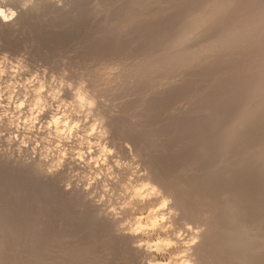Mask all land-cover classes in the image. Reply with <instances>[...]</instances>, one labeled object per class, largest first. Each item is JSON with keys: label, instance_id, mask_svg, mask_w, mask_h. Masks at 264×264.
Listing matches in <instances>:
<instances>
[{"label": "bare ground", "instance_id": "6f19581e", "mask_svg": "<svg viewBox=\"0 0 264 264\" xmlns=\"http://www.w3.org/2000/svg\"><path fill=\"white\" fill-rule=\"evenodd\" d=\"M10 1L11 0H7V3L0 5V7H9V6L13 7L12 5H10L13 2L10 3ZM38 1H41L43 3V6L47 7L46 9H48L49 11H52V13L54 14L62 10L60 6L62 4L60 3L69 2L70 4L72 3V5L73 4L77 5L76 4L77 2L78 3L85 2L86 4L87 2H89L87 0H57V1L56 0H53V1L52 0H38ZM98 1L99 3L101 2V0H98ZM112 1L113 0H111L110 2ZM115 1L116 0L113 1L114 4L116 3ZM118 3H120L118 5H120L123 9H125V14L128 16V18L126 22L124 23L120 22L121 24L119 23L120 19L117 20L118 22L117 25H119V27L116 26L117 33L115 34V32L114 33L112 32L115 35L114 36L111 35L112 37L109 36L110 38H112L111 44L116 47V49H113V52L115 51L114 53H112V50L110 49V47L108 48V46H110V43L109 45H107L108 42L107 43L105 42L106 44L103 42L105 45H107V47L105 48L106 51H103V53L111 52V54L113 55L111 54L104 55L102 53L104 55V58L98 60L95 57L91 59L90 56L92 55L89 54L90 59L89 61H85V62L89 63L91 66L90 67L85 66L84 69L73 67L75 65L73 64L74 59H72L73 62L71 63L73 64V66H71V64L68 65L69 62L68 64H66L65 62L61 61L62 57L61 59H59L60 62H58L59 67H61L65 71L68 70L69 72V74L66 76V82H65L66 87L64 86L65 88H63L62 90V91H65L66 96L68 97L70 96L71 99L74 98L73 90H70L67 87L68 82H71L74 87H80L81 85H83L84 91L87 94H89L90 98H94L96 100L95 108H92V109L85 108L84 110H81L79 108V105L77 104L76 111L80 113L79 116H77L73 112V109L71 107L61 108V112H67L73 122H75L77 119L81 120V128L77 130L76 134L78 133L83 134L86 131H89L90 130L89 125L99 121L98 132L93 137H90V138L93 140H98L101 143V145L107 144L109 148L115 149V151L112 155H108L107 157L108 162L106 164L101 163L99 168H96L94 164V169L99 170V171H104L108 167H112L114 164H117L116 178L118 176L119 180L123 178L124 180L127 179L130 182L129 184H131L129 189H133L135 187L143 188L144 185L147 184L151 186H157L158 189L162 192L163 197L154 196L152 199L146 201L143 205H141L139 199H137L135 201V206H137V209L139 211L147 207L155 206L156 204H159L162 198H170L172 200L170 207L177 209L180 213L178 218H174L177 228L178 229L184 228L186 223H191L195 227H198L201 229L199 233V243L196 244L194 249L192 250L194 257H195L196 264H264V185L261 187L260 190H258L260 192L262 190L263 192L260 195L261 196L260 198H256L254 196L255 192L253 191V190L257 191V189L255 188L260 187L262 185V182L264 183V177L262 181V177L260 180L258 179L260 178L257 176L258 174L257 173H256L257 175L255 174V172L257 171L261 173L262 176H264V0H122V1L120 0V2ZM78 6H80V3ZM71 7L70 9H72ZM76 7L74 8L76 9ZM101 7L103 8L104 5ZM111 7L112 6H110L109 9H113L114 12L112 13L116 15L117 12L115 13V10H116L114 9L115 6L112 8ZM79 10H82V13L86 15V13L84 12L87 9L85 10L82 8ZM77 12L79 13L80 11H77ZM86 12H88V10ZM47 14H49V12ZM118 15L122 17L123 14L122 15L118 14ZM64 16H62V18H65ZM69 17H66V18H69L70 20L71 16ZM112 17L114 20L115 17L114 16ZM87 18L85 19L87 20ZM106 18L108 17L106 16ZM40 19L42 20V18ZM50 19H53V18L51 17ZM41 20L37 21V23L40 22L42 24ZM77 20H80V19L77 18ZM86 20H84V22ZM89 22L91 21L89 20ZM76 23H78V21L75 22V24ZM101 23L102 22H100V24L98 25L96 22L95 24H97L100 28H102ZM177 23H178V28L174 27L175 29L177 28L176 31L175 29L173 30V28H172L173 31L170 30L171 34L172 32L175 31L173 35L171 36L170 33H168L170 29L169 27H171L174 24L177 25ZM31 24L33 26L32 28H34V25H33L34 23L31 22ZM79 24H77L78 26V28H76L77 30H79L80 28ZM85 24L83 23V25ZM88 24L90 25L91 23H88ZM88 24L86 25L88 26ZM44 25L45 24H43V26ZM54 25H51V27L52 26L54 27ZM57 26L58 25L55 26V29H57L56 28ZM72 26L75 28V25L72 24ZM80 26L82 27V25ZM53 27L51 29H53ZM60 27L62 28L63 26H60ZM66 27L68 28L67 25ZM66 27H65V30L67 29ZM2 28L5 29V28H11V27L7 24L0 23V29ZM35 28H38L39 31L42 30L40 27H37V26H35ZM44 28L47 31L46 25ZM12 29H13V26H12ZM22 29L20 28L21 31L19 30L18 32L23 34L22 31L24 29L23 30ZM43 30L41 32H43ZM84 30L85 29L82 27V31ZM82 31H81L82 35H80V37L84 36ZM87 31H86V34L90 33V31L88 33ZM101 31L104 32V30H101ZM125 31L127 33H125ZM15 32H17V30ZM24 32L26 31L24 30ZM69 33L70 31H68L67 34ZM72 33L73 32H71L70 34L74 35ZM76 33H78V31ZM167 33L170 36H168ZM124 34L125 36L123 37ZM2 35H4V33ZM41 35L42 33L40 34V36ZM52 35L53 34H51V36ZM55 35L56 37H58L57 33H55ZM105 35L108 36L107 34ZM5 36H6V33H5ZM86 36L88 38V35ZM127 36L134 38V39L135 37L139 38L140 36H142L143 38L142 37L140 38L141 41L139 40V43L142 42V39H144L145 40L144 43L146 44L145 46H143V48H140V49L133 48V50L129 49L131 51L128 52L129 50L127 47H129L130 45L128 46L129 43H126V42H130V41H129V38L127 39ZM189 36L191 37L190 39L188 38ZM9 37L7 36L6 38L3 36L2 38L1 37L0 38L1 40L3 39V41H4V38L6 41L13 38V36L12 38H9ZM22 37L24 36L22 35ZM105 37H101V38L106 39ZM81 38L83 39V37ZM163 38L165 39V41L163 40ZM91 39H93V36ZM126 39L128 41H126ZM26 40L28 39H25L23 41H26ZM35 40H37V42L40 41L38 39H34V41ZM75 40H79L78 37L77 39H74V42L76 43ZM88 40H90V38H88ZM6 41H4L5 43L4 42L3 43L5 45L8 44V46H9V42L10 43L12 42V41H9V42L7 41L8 43H6ZM29 41L32 42L33 39L31 38V40L29 39ZM91 41H95V40L93 39ZM43 42H45V40L41 41V43ZM97 42H94V44ZM136 42L138 43V41ZM15 43L12 42L13 45ZM79 43H81V40H79ZM79 43H76V44H79ZM135 43H133V45ZM74 44L72 43L73 45L72 46L70 42V45L72 47H74ZM99 44L97 43L95 44V46ZM125 44H127V46ZM16 45L17 44H15V46ZM100 45L102 46V44ZM100 45L98 46V49L100 48L102 49ZM138 45L137 46L134 45V47L139 48L140 46H142L141 43ZM6 46H3L4 48L0 47V48H3L0 50L2 51H6V49L8 50ZM11 46L12 45H10L9 47ZM19 46L21 48L23 45L20 44ZM39 46H42V45H39ZM114 46H112L111 48H113ZM51 47H54V46L52 45ZM94 48H91V49H94ZM107 48L110 51H107ZM91 49L89 48V51ZM48 50L46 49V51L49 52L50 54V50L49 51ZM12 51L13 50H11V52ZM31 51L29 50V52ZM81 51L80 53L85 52V51L83 52ZM57 52L59 53L61 51H57ZM14 53H17V52H14ZM88 53L86 56H88ZM45 54L47 53L45 52ZM49 54H47V56L50 59L53 53H51L50 57H49ZM96 54H98V52ZM32 55L33 53L31 54V56ZM76 55L78 56V53ZM81 55L80 57L82 58L83 55L82 56ZM107 55L108 57H105ZM33 56H35V54ZM52 57L56 58L55 55H53ZM52 57H51V60H52ZM80 57L79 59H81ZM36 58L38 59V57ZM68 59L70 60L71 57ZM83 59L85 60L86 58L84 57ZM31 60L32 59H29L30 62ZM42 60L44 61V59ZM33 63L34 61L32 62V64ZM49 63H52V62H48V64ZM32 64H30L29 66H31ZM46 65H47V62H46ZM35 66L38 67L37 65ZM31 67L30 69H28V71L20 72L13 79L12 73L10 71V66H8L9 68L8 74L5 75L2 81H0V83H3L5 85L9 81H11V83L16 85L15 99L17 100V102H21L23 100L24 103H27L28 100H24L23 98L29 97L31 99L28 102L29 105H30V101L35 102L37 99L45 100L43 97L44 95L43 93L32 92L31 95H28L29 87L27 86V84L22 82L26 77L31 78L32 77L31 73L34 74V72L30 71L32 70ZM49 73L50 71L48 72V74ZM57 74H58V71H57ZM223 74H225L224 82L226 81L228 83L227 88L231 87V86L229 87V84L234 86L238 83L237 82L234 85L232 83L233 82L232 80L236 78L237 76L236 79L239 78L240 81L239 80H234V81L235 82L239 81L240 89H238V91L236 89L237 92L236 91L235 92L232 91V93L230 92L229 97L228 98L226 97L227 99L224 96H222L224 98L221 97V100H220L222 101L221 103L218 100L219 97H217L218 99H216V101H212V99L210 100L212 93L210 94V97L208 96V98L206 96H204L205 99L202 97L203 101H201L202 98L200 97L202 106H204L202 107L201 103L198 104L197 102L199 99L193 96V94H195L196 92L192 94V93H189L190 90L191 92L193 91L194 88L192 89V87L194 85L197 88L196 83L200 84V83H204V81L206 83L207 82L209 83V81H206L209 79H210V82L212 80L213 83H215L216 81L219 82L220 80V84H221L223 82V80H221ZM198 78H200L201 81H203L202 79L204 78L205 80L199 83L200 80ZM46 79L48 81V78ZM18 81H21V83H19ZM31 84L41 85V75L36 76V79L33 80ZM55 85H58V84H55ZM206 85L207 87L209 86V84H206ZM213 85H211V88ZM215 85L213 87H216ZM219 85H217V89ZM198 86L200 88L201 87L203 88V86H200V85ZM204 87L206 86L204 85ZM1 89L2 88H0V91L2 92L3 90ZM9 91H11V89H9ZM198 91L199 90H197V92ZM203 91H205V89ZM219 91L220 90H218V93H222ZM48 92L55 93V90H53L52 88H48ZM216 93L217 92L215 91V94L213 95H216ZM208 95H209V92H208ZM218 96H221V95H218ZM231 96H234L235 98ZM212 97L215 98L214 96ZM3 98L1 101H3ZM48 98H51V99L46 100L44 103L52 107L54 99L52 96H48ZM193 98H195V100H193ZM237 98H240L242 100H238ZM6 99H4V101ZM223 100L226 101L230 105L227 106V103H225ZM229 101H233V102L230 103ZM13 103H15V100ZM223 103H225L226 105H224ZM6 105L11 106L12 103L8 104V102H6L5 106ZM223 105L227 106L228 108L229 106H232L231 109L235 108V110H233L235 111L234 121L230 125L222 124V121H224L223 119H225L224 114L226 113V109L222 107ZM0 107H1V104H0ZM13 108L11 109L13 110ZM25 108L27 107L25 106ZM27 109L29 110L31 109V107H28ZM229 110L230 109H227V112H229ZM23 112H24L22 113L23 116L24 114L26 115V113L29 114L28 112L25 113V110ZM89 112H91L90 116L88 115ZM231 112L232 111H230V113ZM202 113L203 115L205 113L206 118H207V120L205 118L206 121L203 123L206 124V122L207 121L209 122L210 120L211 126L214 125L215 123H216V126H219V127H221L222 125L218 136L215 135L213 137L211 136V134H209L210 138H208V136L206 135L204 136L203 134V136L206 138L205 140L203 139L204 140L203 142H200L201 144H199L203 146L202 149H204V151L201 149L203 151L202 153L201 152L199 153L200 151L199 149H198L199 151H196L197 153H194V154L185 153L184 157H182L183 155H181L184 152L181 154H178L179 151L177 153L176 152L172 153V150L177 151L176 149H173V147H175L176 145H177L176 148H179V149L181 147L187 148V146H181L180 142L178 141L180 139L179 137H178L179 139L176 138L177 141L175 143L171 142L170 141L171 138H168L170 137L168 134H170L171 130H177L176 132H178L177 128H179L180 125L184 123H186L185 124L186 126L185 125H182V126H185L183 128L187 129L185 130V132L192 131L194 128L198 126L200 127L202 123L199 120L201 119L198 118L199 120L197 121V119L195 118L197 122L192 121L191 122L192 126H191L190 122L188 121L189 120L188 114H200L199 115L200 118L201 117L203 118ZM13 114L16 116V114L14 113V110H13ZM85 116H88V123L83 122ZM227 116H230V115H227ZM20 117L22 118V115ZM191 117H190V120H193L194 118L191 119ZM65 118H68V117H65ZM184 119H188L187 120L188 122L185 121ZM211 119L212 120L217 119V121L216 120L212 121ZM158 120H161L162 122L160 123ZM218 121L220 124L217 123ZM154 122L155 124L159 122V125H161L160 128H155V129H158L156 130V132L152 131L151 133H146V131L148 130L145 131L144 129H142V128L150 126V124L151 123L153 124ZM225 122L226 121H224L223 123ZM198 123H201V124H198ZM200 129H202V127H200ZM208 129L205 131L208 132ZM216 130L218 132V129H215V131L214 129H212L211 131H214V133H216ZM25 131H23V133ZM31 131L33 130L31 129ZM31 131L28 130L29 133ZM48 131L51 132L52 135L53 134L54 136L56 135L55 126L52 129H47V132ZM199 131L202 132V130H199ZM100 132H106L107 135L104 137H101L99 134ZM196 132H197V129H196ZM187 133L190 134L191 132H187ZM144 134L145 136H150V137L155 136L158 139V141L156 140L157 141L156 142V141L151 140L152 142H148L149 139L146 140L145 137L143 138ZM177 134L178 133H176V135ZM189 136H196V135L194 133L193 135L190 134ZM185 137H187V135H185ZM199 138L202 141L200 135H199ZM161 139H164L165 142L168 141V143L170 144L168 145L166 143L165 145L164 143L160 142ZM173 139L174 138H172V141H175ZM193 141H195V144L193 145L197 146L196 144L197 140L193 139ZM213 142H219V144H222L224 146L223 149H221V151L215 155H213L214 154L213 151H215V149L212 150V152L210 151L211 150L210 146ZM171 144L173 146H171ZM196 146L194 148H196ZM194 148H192V150ZM188 150L186 151L182 149V151H185V152H188ZM100 151L101 149L99 150V153ZM186 154H189V156L190 154L192 155L190 157H187L185 156ZM1 157L2 156L0 155V159H4ZM12 157L11 159L9 157L10 159L9 163L11 167L13 166L14 168L16 167L20 168V166L17 164L19 160L17 162L15 161L13 162L14 159ZM33 159H36V158L33 157ZM35 164L36 163H34V161L30 160L29 162L27 161V163L23 165L22 167L24 170H28V169L32 170L37 167V166H34ZM42 165H44L45 167L49 166L47 163H46L47 166L45 164H42ZM65 165H66L65 168L69 169V167H67V164ZM74 167L72 165L70 168H74ZM236 167H242L243 169L250 170V172L248 173L252 176L248 175L250 178L247 177L248 179L247 182H250V184H252V182L254 184L255 183L254 181H257L255 176L259 180L257 181L256 183L257 185H255V187L254 185H252V187H249V189L251 188L253 189L254 187L251 195H253L252 198H255V201H253L254 199L250 197L251 195H248L247 193H245L244 189L242 190L244 191V193L239 190V189L246 187V186L245 187L242 186V188L241 187L239 188L238 187L240 186L239 181H237L238 185H236L235 188L231 186L233 181L235 180V177L237 180L241 179V178H237L238 176L244 177L243 174H241V176L239 174L236 176V174L239 173L237 172L238 169L235 171L236 173L234 174L232 170ZM38 169H39V165H38ZM67 169H64V170H67ZM252 169H253V172L255 171L254 173L251 172ZM239 171H242L243 173V170H239ZM63 172L67 174L70 171L68 172L59 171V172L50 174L48 173L47 169L43 168L39 173L41 175L42 182L48 186H52L55 189H57L62 195V197L66 198V200L71 205H73L74 203L76 204V202L81 203V206H80L82 208L81 211L86 213L88 216H90L93 219V223H94L93 231L96 230L97 232H99V234L101 235V236L99 235V237H101V241L98 242V244L94 245L93 247L90 246L88 249H81V248H78L76 245L66 246L64 247L62 258L64 260H67V259L70 260L72 264H90L93 261H94L93 264H97V259L95 260V258H97V254L104 253L105 258L103 257V259H100L98 257V261L100 263L102 262L104 264H142V260H144V258L147 256V253H145L142 249L133 247V243L136 239H138V237L125 234L124 230L120 227L122 223V218L125 215H132L134 213L132 208L131 209L126 208L125 210L122 211L121 216H117L115 213L109 210L107 201L103 199L101 200V195L97 197L93 196L94 188L96 189L98 186L100 187L101 184L103 183L102 180H98L97 183H96L97 181L96 180L95 181L96 184L94 185L92 183L93 185L88 189L84 187L81 188L82 186L81 184H80L81 186L79 187L78 183H76V181L74 182L73 180V182L76 183L77 186L74 184L73 185L74 187L72 186L71 188H69L68 185L66 186V184H64L63 176L65 174H63ZM254 174L255 176H253ZM245 175H247V173H245ZM218 176H221V177L227 176L228 178L231 176L230 180L228 179L229 184H230V181H231V184L226 185L224 183L218 182L217 185H220V184L221 185L217 187L216 185L217 181H216V183L215 184L213 183V184L214 186L216 185L215 187L217 188H213L214 186L211 187V185L213 184L210 185L209 184L210 181L212 180L214 181L216 179L218 180V178H220ZM245 180L246 179H244V182ZM244 182L242 181L241 185H243L242 183ZM250 184L248 183L246 187L247 189H248V186H251ZM249 189L247 190V192L248 191L251 192V190ZM150 191H151L150 187L145 189V192H150ZM250 192L248 193L250 194ZM135 194L136 192H133L132 196ZM45 200L47 201L48 199L45 198ZM75 211L77 212V210ZM70 214L71 213H69V215ZM75 223L77 222L75 221ZM12 224L15 225V222ZM77 224H79V222ZM77 227L78 226H76L75 228ZM80 231L83 233L82 230ZM185 231L187 230L185 229ZM97 232L95 233L96 235H97ZM69 233H70L69 235L71 236V232ZM76 233L78 232L76 231L74 234ZM21 234L23 235V233ZM72 235H73V232H72ZM99 237L98 238L95 237L96 240L99 239ZM9 240H8V243L10 245L11 242H9ZM27 240H29V238L24 241L27 242ZM4 241L5 240H3V243ZM5 244L8 246L6 241H5ZM20 244L23 245L24 243L22 244L21 242ZM25 244L23 248L26 247ZM36 245L35 246L32 245L34 250H35ZM5 246H4V249H5ZM6 248H11V247L8 246ZM9 250L11 251V249ZM24 250L31 251L29 250V248L28 249L24 248ZM180 250H182V247L174 249V251H180ZM6 253L8 254L9 252H6ZM30 253L34 254V251ZM37 255L39 254L37 253ZM3 258L4 259L6 258L4 257V254L2 257V261L4 260ZM16 260H18V258ZM42 264H48V263L44 261Z\"/></svg>", "mask_w": 264, "mask_h": 264}, {"label": "rangeland", "instance_id": "374dc122", "mask_svg": "<svg viewBox=\"0 0 264 264\" xmlns=\"http://www.w3.org/2000/svg\"><path fill=\"white\" fill-rule=\"evenodd\" d=\"M15 1H16V3H15ZM53 1V0H52ZM57 1V0H56ZM87 1H89V2H87ZM86 2H87V4L85 3V2H79L80 3V6H78L79 5V3L77 2L76 4L77 5H75V4H73L72 5V3L70 4L69 2H67V3H60V4H62V5H60L61 6V11H62V13H61V11L60 12H58V13H52V11H49L48 9H46L47 7H45V6H43V3L41 2V1H38V0H34V3L27 9V11H25V10H23L22 8H21V4L23 3V0H11L10 1V3L11 2H13L12 4H10V5H12L13 7H15V8H17V9H19L20 8V12H21V14H20V12H19V15H18V17H19V19H18V17L16 18V21L14 20V21H12L11 23L12 24H10V23H8L7 25H9L11 28H5V29H7V30H5L4 28H2V29H0V37L2 38L3 36L4 37H6L7 38V36L9 37V38H12V36H13V38L12 39H9V40H7L8 42L9 41H12V42H16L15 44H17L16 46H15V44L13 45L12 44V42L10 43L9 42V46L10 45H12L14 48L15 47H17V48H13L12 46L11 47H9L8 46V44H4L5 42L4 41H6L5 40V38H4V41H3V39L1 40V38H0V40H1V44H0V47H3V46H6L7 48H8V50L6 49V51H2V50H0V55L1 54H3V53H8L10 56H11V58H13V60L14 59H17V56H18V58H22L23 60H24V63L26 64V65H28L29 63L30 64H32V62L34 61V63L31 65V66H26L28 69H30V67H31V69L32 70H30L31 72H34V74L33 73H31V75L32 76H38V75H41V85L40 84H38V85H33V84H29V83H27V81L29 80V79H31L30 77H26L22 82L23 83H25V84H27V86L29 87V89H28V91H29V93H28V95H31L32 94V92H34V93H43L44 95H43V97H44V99L45 100H43L42 99V101L43 102H45L46 100H50L51 98H48V96H50L49 95V93L50 92H48V88H52L53 90H57L58 88H60V81L61 80H64L65 82H66V76L69 74V72H68V70H63L61 67H59L58 66V62H60L59 61V59H61V57H62V60L61 61H63V62H65L66 64H68V62H69V64L68 65H70L73 61V64H75L74 66H73V64H71V66H73V67H76V68H80V69H84L85 68V66L86 67H90L91 65L89 64V63H87V62H85V61H89V59L91 58H97L98 60L99 59H103L104 58V55L105 54H108V55H110L111 54V52H106V53H103V51H106L105 50V48L107 47V45H109V43H110V46H108V48L110 47V49L112 50V53H114L113 52V49H116V47L114 46V45H112L111 44V39L112 38H110V37H112L111 35H115L117 32H116V30H117V27H119V25H117V20H119V23L120 22H126V20H127V18H128V16L125 14V9H123L120 5H118V4H120V3H118V2H120V0H116L115 2L117 3H115L114 4V0L112 1V2H110L111 0H107V2H106V0H104V2H105V4H104V2H103V0H101V4L99 3V1L98 0H87ZM93 1V2H92ZM122 1V0H121ZM58 2H60V1H58ZM92 2V3H91ZM19 3V4H18ZM81 3H82V5H81ZM85 3V4H84ZM88 3H89V5H88ZM107 3V4H106ZM113 3V4H112ZM110 4V5H109ZM112 4V5H111ZM75 5V6H74ZM104 5V7L102 8L101 6H103ZM109 5V6H108ZM72 6V7H71ZM76 7V9L74 8V7ZM87 6V7H86ZM110 6H112V7H114V9H116L117 10V8H118V10L116 11L115 10V13H116V15H114V13H112V12H114L113 11V9H109L110 8ZM42 9H41V8ZM70 7L72 8V9H70ZM111 7V8H112ZM117 7V8H116ZM87 9L88 10V12H84V13H86V15H84L83 13H82V10H79V9ZM22 9V10H21ZM44 9H46V10H44ZM67 9V10H66ZM122 9H123V11H122ZM71 12V13H69V12ZM76 11V12H75ZM77 11H80L79 13L77 12ZM84 11V10H83ZM104 13H103V12ZM106 11V12H105ZM45 12V13H44ZM49 12V14H47V13ZM120 12V13H119ZM122 12V13H121ZM29 13V14H28ZM41 13H42V15H41ZM104 15H103V14ZM35 14V15H34ZM58 14V15H57ZM62 14H64V15H62ZM107 14V15H106ZM118 14H123L122 15V17L120 16V15H118ZM28 15V16H27ZM64 16L65 18H62V16ZM77 15H78V17H77ZM80 15V16H79ZM118 15V16H117ZM39 16V17H38ZM40 16H42V17H40ZM69 16H71V19H72V21H71V19L69 20ZM83 16V17H82ZM102 18H101V17ZM106 16L108 17V18H106ZM112 16H114L115 18H114V20H113V17L111 18ZM124 16V17H123ZM31 17V18H30ZM34 17V18H33ZM49 17V18H48ZM53 18V19H50V18ZM55 17V18H54ZM58 17V18H57ZM66 17H69V18H66ZM88 17V18H87ZM95 17V18H94ZM98 17H100V18H98ZM110 17V18H109ZM120 17V18H119ZM33 18V19H32ZM36 18V19H35ZM40 18H42V20L40 19ZM77 18H79L80 20H77ZM85 18H87V20L85 19ZM98 18V19H97ZM107 20H106V19ZM35 19V20H34ZM38 19V20H37ZM48 19V20H47ZM63 19H64V21H63ZM82 19V20H81ZM92 19V20H91ZM100 19V20H99ZM103 19V20H102ZM108 19H109V21H108ZM116 19V20H115ZM20 20H22V21H20ZM39 21V20H41L42 21V24L40 23V22H38L37 23V21ZM67 22H66V21ZM84 20H86L85 22H84ZM89 20L91 21V22H89ZM96 20V21H95ZM111 20V21H110ZM20 21V22H19ZM24 21V22H23ZM45 21V22H44ZM69 21V22H68ZM71 21V22H70ZM78 21V23H76L75 24V22H77ZM80 21H82V22H80ZM28 22V23H27ZM31 22L32 23H34L33 25H34V28H32L33 26H32V24H31ZM48 22V23H47ZM51 24H50V23ZM54 22H56V23H54ZM57 22H59V23H57ZM60 22H62V23H60ZM91 23L90 25L88 24V23ZM93 22H94V24H93ZM97 22V24L99 25L100 24V22H102L101 23V27L103 28H100L97 24H95ZM106 22V23H105ZM16 23V24H15ZM17 23H19V24H17ZM30 23V24H29ZM36 23V24H35ZM49 25H47V24ZM55 25H54V24ZM80 23V24H79ZM83 23L85 24H88V28L85 26V25H83ZM107 23H109V24H107ZM113 23H115V24H113ZM29 24V25H28ZM43 24H45L46 25V28H47V31H46V29L44 28L45 27V25L43 26ZM72 24L73 25H75V28L72 26ZM77 24H79V27L81 28H79V30H77L76 28H78V26H77ZM121 24V23H120ZM176 24V23H175ZM172 25L171 27H169L170 29H169V32L168 33H170V35L172 36L173 35V33L176 31V29L178 28V23H177V25ZM18 25V26H17ZM51 25H54V27H53V29H51L52 27H51ZM56 25H58L56 28L57 29H55V26ZM63 26L62 28L60 27V26ZM66 25L68 26V28L66 27ZM80 25H82V27L85 29L84 31H82V27L80 26ZM93 25H95V26H93ZM12 26H13V29H12ZM35 26H37V27H40L42 30L43 29H45V30H43V32H41V31H39L38 30V28H35ZM85 26V27H84ZM91 26V27H90ZM93 26V27H92ZM99 28H98V27ZM117 26V27H116ZM65 27L67 28L66 30H65ZM174 27H177L176 29L174 28ZM17 28V29H16ZM20 28L22 29H24L26 32H24V30L22 31L23 32V34L22 33H19L18 31L20 30ZM49 28V29H48ZM61 28V29H60ZM73 28V29H72ZM87 28V29H86ZM93 30H92V29ZM114 28V29H113ZM172 28H173V30L175 29V31L174 32H172V34H171V31L170 30H172ZM10 29V30H9ZM14 29H15V31L17 30V32H15L14 31ZM63 29V30H62ZM99 29V30H98ZM107 29H109V30H107ZM4 30V31H3ZM51 30V31H50ZM60 30V31H59ZM70 31V33L71 32H73L72 34H74V35H71L70 33L69 34H67L68 33V31ZM78 31V33H76L77 31ZM83 32V35L84 36H86V35H88V38H90V40H88V38H87V36L86 37H84V36H81V37H83V39L80 37V35H82V33H81V31ZM87 30H89L90 31V33H88L89 31H87ZM101 30H104V32L103 31H101ZM107 30V31H106ZM172 30V31H173ZM21 31V30H20ZM30 33H29V32ZM55 31V32H54ZM67 31V32H66ZM86 31H87V33L88 34H86ZM95 31V32H94ZM66 32V33H65ZM84 32H85V34H84ZM91 32H93V33H91ZM115 32V34H113V33ZM127 32H128V30H127ZM126 31H125V33H127ZM4 33V35H2ZM5 33H6V36H5ZM10 33H12V34H10ZM29 33V34H28ZM32 33V34H31ZM36 33V34H35ZM42 33V35L40 36V34ZM46 34V35H44V34ZM53 34L52 36H51V34ZM55 33H57V36L58 37H56V35H55ZM168 33H167V35H168ZM10 34V35H9ZM66 34V35H65ZM94 34V35H93ZM99 34V35H98ZM104 34V35H103ZM105 34H107L108 36H106ZM16 35V36H15ZM22 35L24 36V37H22ZM28 35V36H27ZM34 37H33V36ZM50 35V36H49ZM69 35H71V36H69ZM77 35H79V36H77ZM93 36V39L95 40V41H91V40H93V39H91L92 38V36ZM103 35V36H102ZM170 35H168V36H170ZM17 36H19V37H17ZM26 36V37H25ZM69 36V37H68ZM78 37V39L79 40H81V43H79V40H75L76 41V43H79V44H76L75 42H74V39H77V37ZM105 37L106 39H107V41H106V39H104V38H101V37ZM110 36V37H109ZM125 36V34L123 35V37ZM16 37V38H15ZM28 37V38H27ZM142 36H140L139 38H137V37H135V39L134 38H131V37H128L127 36V39L129 38V41L131 42V44H130V42H126V41H128L127 39H126V43H129L128 44V46L129 47H127L128 48V50L129 49H131V50H133V48H136V49H140V48H143V46H145V44L146 43H144L145 42V40L144 39H142V42H140L141 43V45L142 46H140L139 48L138 47H134V45L135 46H137L138 44H140L139 43V40H140V38H141ZM31 38L33 39V41L31 42V41H29V39L31 40ZM55 38H56V40H55ZM70 38V39H69ZM143 38V37H142ZM167 38V37H166ZM170 38V37H169ZM25 39H28V40H26V41H23V40H25ZM34 39H38V40H40V41H38L37 42V40H35L34 41ZM85 39V40H84ZM103 40V41H101V40ZM132 39H133V41H132ZM138 39V40H137ZM168 39V38H167ZM14 40V41H13ZM45 40V42H43V43H41V41H44ZM56 42H55V41ZM98 42H97V41ZM163 40L165 41V39L163 38ZM6 41V43H8ZM71 42V45H72V43L74 44V47H72L71 45H70V42ZM85 41H86V43H85ZM89 41V42H88ZM136 41H138V43L136 44L135 42ZM141 41V40H140ZM4 42V43H3ZM47 42V43H46ZM83 42H84V44H83ZM91 42V43H90ZM93 42V43H92ZM94 42H97L98 44L100 43V44H102V46L100 45V47H102V49H103V47H104V49L102 50L100 47V49H98V46L99 45H96L95 46V44H97V43H95L94 44ZM106 42H108V44L107 45H105L104 43ZM135 43L134 45H133V43ZM41 43V44H40ZM46 43V44H45ZM4 44V45H3ZM23 45L21 48H20V46L19 45ZM29 44V45H28ZM88 44H89V46H88ZM104 44V45H103ZM24 45H25V47H24ZM28 45V46H27ZM39 45H42V46H39ZM54 46V47H51V46ZM58 45V46H57ZM84 45V46H83ZM126 46H127V44H125ZM88 46V47H87ZM92 46H94V47H92ZM112 46H114L113 48H111ZM139 46V45H138ZM39 49H38V48ZM49 47H51V48H49ZM79 47V48H78ZM81 47H83V48H81ZM87 47V48H86ZM4 48V47H3ZM3 48H0V49H3ZM30 48V49H29ZM45 48V49H44ZM57 48V49H56ZM60 50H59V49ZM89 48L91 49V48H94V49H91L90 51H89ZM97 48V49H96ZM107 48V51H110L109 49ZM126 48V49H127ZM20 49V50H19ZM46 49L48 50H50V54H49V52H47L46 51ZM70 51H69V50ZM87 49H88V51H87ZM5 50V49H4ZM10 50V51H9ZM11 50H13L14 52H17V53H14L13 51L11 52ZM16 50V51H15ZM29 50L31 51V52H29ZM39 50H40V52H39ZM48 50V51H49ZM63 50V51H62ZM81 50H83V51H85V52H83V51H81V52H83V53H80V51ZM97 50V51H96ZM127 50V51H128ZM131 50H129L128 52H130ZM21 51H22V53H21ZM51 51H53V52H51ZM57 51H61V52H57ZM65 51V52H64ZM86 51H87V53H88V56H86L87 55V53H86ZM2 52V53H1ZM20 52V53H19ZM29 52V53H28ZM39 52V53H38ZM45 52L47 53V54H49V57L51 56V53H53L52 54V56L53 55H55L56 56V58L55 57H52V60H51V57H50V59L48 58V56H47V54H45ZM67 52V53H66ZM78 53V56L76 55L77 53ZM92 52H94V53H92ZM98 52V54H96ZM99 52H101V53H99ZM33 53V55L35 54V56H31V54ZM41 53H42V55H41ZM43 53H44V55H46L47 56V58H46V56H44L43 55ZM55 53V54H54ZM80 53V54H79ZM104 55H103V54ZM28 54V55H27ZM38 54H39V56H38ZM57 54V55H56ZM86 58L85 60L83 59L84 57L82 56V55ZM89 54L90 55H92V56H90V58H89ZM101 56H100V55ZM129 54V53H128ZM128 54H126V55H128ZM80 55L82 56V58L80 57ZM108 55L107 56H105V57H108ZM111 55H113V54H111ZM16 56V57H15ZM28 56H29V58H28ZM31 56V57H30ZM100 58H99V57ZM33 57V58H32ZM34 57H35V59H34ZM36 57H38V59L36 58ZM41 57H43V58H41ZM57 57H59V58H57ZM65 57H67V58H65ZM71 57V59L69 60L68 58H70ZM79 57L81 58V59H79ZM88 57V58H87ZM42 60V59H44V61L42 60H40V59ZM54 58V59H53ZM29 59H32L31 60V62L29 61ZM37 59V60H36ZM72 59H74L73 61H72ZM88 59V60H87ZM36 60V61H35ZM39 60V61H38ZM49 60V61H48ZM55 60V61H54ZM57 60V61H56ZM83 60V61H82ZM27 61V62H26ZM38 61V62H37ZM37 62V63H36ZM39 62H40V64H39ZM42 62V63H41ZM46 62H47V65H46ZM48 62H52V63H49L48 64ZM54 62V63H53ZM84 62H85V64H84ZM45 63V64H44ZM79 64V65H78ZM35 65H37L38 67H36ZM40 65V66H39ZM43 65H44V67H43ZM49 65V66H48ZM34 66V67H33ZM42 66V67H41ZM84 66V67H83ZM58 67V68H57ZM83 67V68H82ZM42 68H44V69H42ZM55 68V69H54ZM42 69V70H41ZM48 69V70H47ZM51 69V70H50ZM58 69V70H57ZM37 72H35V71ZM41 70V71H40ZM55 70V71H54ZM58 71V74H57V71ZM60 70V71H59ZM94 70V69H93ZM40 71V72H39ZM43 71V72H42ZM50 71V73L48 74V72ZM51 72H52V74H51ZM55 72V73H54ZM66 72V73H65ZM61 74V75H60ZM52 77H51V76ZM60 75V76H59ZM48 78V81H47V79L46 78ZM53 77H55L56 78V80L54 81L53 80ZM236 78H237V76H236ZM236 78H234L232 81V83H233V85L234 84H236L237 82V84L236 85H234V86H232V85H230L229 84V87L230 88H227L228 86H227V82L225 83L224 82V80H225V74H223V76H222V79L221 80H223V82H224V84H223V82L220 84V80H219V82L218 81H214L215 83H216V85H215V83H213V81L211 80V82H210V79L209 80H206V81H209V83L207 82H205L204 80H205V78L204 79H202L203 81H204V83H206V84H209V86L207 87V85L206 84H204V83H200V82H203V81H201L200 80V78H198L200 81H199V83L200 84H198V83H196V85H197V88H196V86L194 87H192V89H193V91L191 92V90H190V92L189 93H195V94H193V96H195L197 99H199L197 102H198V104L199 103H201V101H203V98H204V96H206L207 98H208V96L210 97V94H211V97L212 96H214L215 98H211L210 97V100L212 99V101H216V99H218L217 97H219V102L221 103L222 101H220L221 100V97L222 96H224L225 98L227 97H229V94H230V92L232 93V91H236V89H237V91H238V89H240V87H239V81H240V79L238 78V79H236ZM59 79V80H58ZM198 79H196V80H198ZM46 80V81H45ZM234 80H239V81H234ZM44 81V82H43ZM19 83H21V81H18ZM54 82V83H53ZM54 84V85H52V84ZM221 85H219V84ZM231 83V82H230ZM231 83V84H232ZM55 84H58V85H55ZM202 84V85H201ZM216 86V87H213L214 85ZM48 86V88H47V86ZM66 85V84H65ZM198 85H200V86H203V88L201 87H199ZM204 85L207 87H204ZM211 85H213L212 86V88H211ZM217 85H219L218 86V89H217ZM54 86H55V88H54ZM174 86V85H173ZM41 87H43L44 88V91L43 92H40L39 91V89L41 88ZM57 87V88H56ZM66 87V86H65ZM64 87V88H65ZM198 87H199V89H198ZM224 88V89H222V88ZM226 87V88H225ZM211 88V89H210ZM215 88V89H214ZM195 89H196V91H195ZM205 89V91H203ZM209 89H210V91H209ZM222 89V90H221ZM227 89V90H226ZM1 90H3V89H1ZM63 90V89H62ZM61 90V91H62ZM188 90V89H187ZM197 90H199L198 92H197ZM218 90H220L219 92H222V93H218ZM227 91V92H225V91ZM215 91L217 92L216 93V95H213V94H215ZM236 91V92H237ZM1 92V91H0ZM3 92V91H2ZM7 92V93H6ZM6 92H4L3 93V96H4V98H3V101H1L2 99H0V104H1V107H0V116H3V113L5 112V111H8L9 113H10V116L9 117H4L3 118V121L2 122H0V123H2V124H0V133H3V135H0V155L2 156L1 158H4V159H0V178H1V180H0V264H20V263H22V264H42L44 261H46L48 264H69V262H70V260H64L63 258H62V253H63V250H64V247H66V246H70V245H76L78 248H81V249H88L90 246H94V245H97L98 244V242H100L101 241V237H99V232H97L96 230L95 231H93V227H94V223H93V219L90 217V216H88L86 213H84V212H82L81 210H82V208L80 207L81 206V203L80 202H76V204L74 203L73 205H71L67 200H66V198H64V197H62V195L60 194V192L57 190V189H55L54 187H52V186H48V185H46L45 183H43L42 182V180H41V175H40V171L43 169V168H45V169H47L48 168V166L46 165V163L49 165V163L51 162V160H54L55 158H57V156H58V154H59V152L60 151H63V149L64 148H68L69 150H70V155L72 154V152H71V150H73V149H76V148H79V136H85V138H86V140L87 139H91L90 137H87L86 136V132L85 133H78V134H76V132L73 134L74 135V139H73V141L71 142V143H69L68 141H61V140H59L57 137H55L54 136V134L53 135H51V136H49V133L47 132V122H48V120L50 119V117H51V115L53 114V112H55V110H56V107L59 105V103H60V101L59 100H53V106L52 107H50V108H48V107H46V110H45V112H43L41 115H40V117L39 118H41V119H39V123H37L36 125H35V128H32V130L33 131H31L30 133L28 132V128L26 127V126H24L23 125V121L31 114V112L27 109L28 107H32V105L36 102H31L30 101V105H29V100H31L29 97H27V99H25V98H23L24 100H28V102L27 103H25V106L27 107V108H25L24 107V110H25V113L26 112H28L29 114H27L26 113V115H27V117H26V115L24 114V116H23V114L22 113H24L23 111V109H21L20 111H15L16 109H15V105L16 104H18V103H20V102H17V100L15 99V95L14 96H12V105L9 107L8 105H6L5 106V104H6V102H8V104L10 103L9 102V99H8V97L10 96V95H12V90L11 91H6ZM208 92H209V95H208ZM62 93H63V96L61 97V99L63 100V99H65V98H67V99H71V97L69 96H66V94H65V91H62ZM8 94H9V96H8ZM198 94V95H197ZM206 94V95H205ZM218 95H221V96H218ZM157 96H159V95H157ZM202 98V100H201V98ZM224 97H222V98H224ZM231 97H234V96H231ZM7 98V99H6ZM226 98V99H227ZM235 98V97H234ZM233 98V99H234ZM4 99H6L5 101H4ZM205 99V98H204ZM226 99H224V100H226ZM238 100H242V99H240V98H237ZM236 99V100H237ZM8 100V101H7ZM14 100H15V103H13L14 102ZM193 100H195V98H193ZM201 100V101H200ZM217 100V101H218ZM223 100V101H224ZM225 103H227L226 101H224ZM230 103L231 102H233V101H229ZM225 103H223L224 105H226ZM3 104V105H2ZM15 104V105H14ZM26 104H28V105H26ZM44 105H46L45 103H44ZM222 106V107H224L225 109H226V113L225 114H227V115H230V116H227V115H225L224 114V118L225 119H223L224 121H226L225 123H223L224 121H222V124H225V125H230L231 123H233V121H234V115H235V111H233V110H235V108H234V106H233V108L234 109H231L232 108V106H229V108L227 107L228 105H230V104H228L227 103V106ZM232 105V104H231ZM8 106V107H7ZM201 106H202V103H201ZM14 107V108H13ZM67 107V106H66ZM202 107H204V106H202ZM9 108V109H8ZM11 108H13V110H14V113L16 114V116L13 114V110L11 109ZM223 108V109H224ZM27 109V110H26ZM224 109V110H225ZM227 109H230L229 110V112H227ZM230 111H232L231 113H232V115H231V113H230ZM47 112V113H46ZM58 114V113H57ZM22 115V118L20 117ZM45 115H47V116H45ZM192 117H191V116ZM200 114H188V119H184L185 121H189L190 122V124H191V122L193 121H195V122H197L199 119H201V120H199L202 124H204V125H202L201 123H198V124H201L200 125V127H202V129H200V127L198 126V127H196V128H194L192 131H186L185 132V130H187V129H184L183 127H185L186 125V123H184V124H181L180 125V127L179 128H177L178 129V132H176L177 130H171V132H170V134H168L170 137H168V138H171L170 139V141L171 142H176L177 141V139L176 138H178L179 140V142H180V144H181V146H187V148L188 149H190L191 147H192V145L193 144H195V141H193V139L194 140H197L196 141V144H197V146H196V148H194L195 146L193 145V147L192 148H194L193 150H192V148L190 149V150H188L186 147H181L183 150H188V152H185V151H182V149L180 148H176L177 147V145L175 146V147H173V149H176L177 151H173L172 150V153H177L178 151L180 152H178V154H181V153H183V154H181V155H183L182 157H184V154L185 153H192V154H194V153H197L196 151H199V153L201 152H203L204 151V149H202V145H199V144H201L200 142H203L204 140H205V138L206 137H204L205 135L206 136H208V138H210V135L209 134H211V136H218V134L220 133V130H221V127H222V125H221V127H219V126H216V123L214 124V125H212L211 126V122H210V120H209V122H210V124H209V122L207 121L206 122V124L205 123H203V122H205L206 120H207V118H206V115H205V113H204V115H203V113H202V115H203V118L201 117L200 118V116H199ZM194 116V117H193ZM197 116H199V117H197ZM227 116V117H226ZM15 117H19V121H17L18 123H20L21 124V128L20 129H17V128H15V127H10L9 126V120L10 119H13V120H15ZM190 117H191V119H197V121H196V119L194 120H190ZM47 118V119H46ZM199 118V119H198ZM205 118H206V120H205ZM220 118V117H219ZM4 119H6V120H4ZM183 120V121H184ZM212 120V119H211ZM217 121V119H214V120H212V121ZM43 121V122H42ZM160 123L162 122L161 120H158ZM187 121V122H188ZM159 122L158 123H156L155 124V122L152 124H150V126H148V127H145V128H142V129H144L145 131L146 130H148V131H146V133H151L152 131L153 132H156V130H158V129H155V128H160L161 127V125H159ZM8 123V124H7ZM217 123H219V121L217 122ZM194 124V123H193ZM209 124V125H208ZM220 124V123H219ZM41 125H44V127L43 128H41ZM182 125H185V126H182ZM206 125V126H205ZM207 125H208V127H209V129H208V127H207ZM191 126H192V124H191ZM197 126V125H196ZM211 126V127H210ZM153 127V128H152ZM204 127V128H203ZM208 129V132L207 131H205V130H207L206 128ZM214 127V128H213ZM218 127V128H217ZM155 129V130H154ZM172 129H174V128H172ZM176 129V128H175ZM183 129H184V131H183ZM196 129H197V132H196ZM212 129H214V131H215V129H218V132H217V130H216V133H214V131H211ZM28 132H26V131ZM46 130V131H45ZM78 130V129H77ZM181 130H182V132L183 133H185V134H183L182 132H181ZM199 130H202V132L201 131H199ZM23 131H25L24 133H23ZM178 133L177 135H176V133ZM187 132H191L190 134L191 135H193L194 133H195V135L196 136H189L190 134L189 133H187ZM194 132V133H193ZM204 132V133H203ZM205 132H207V133H205ZM18 134L19 135V137L21 138V139H23L25 136H27L29 139H28V147L27 148H22L20 151H17V145H19L20 144V140H14L13 142H12V145H11V150L10 151H5V149H8L9 148V145H8V137L10 136V135H12V134ZM145 133V134H146ZM183 135H182V134ZM193 133V134H192ZM145 134H144V136H143V138L145 137V139L146 140H148V142H152L151 140H153V141H158V139L155 137V136H152V137H150V136H145ZM157 134V133H156ZM203 134H204V136H203ZM213 134V135H212ZM185 135H187V137H185ZM199 135H200V137H201V139H202V141L200 140V138H199ZM172 136H174V137H172ZM176 136V137H175ZM182 136H184V137H182ZM202 137H204V138H202ZM212 137V138H213ZM172 138H174L173 140H175V141H172ZM184 140H183V139ZM186 138V139H185ZM189 138V139H188ZM198 138H199V140H198ZM204 139V140H203ZM91 140H93V139H91ZM93 141H96V140H93ZM156 141V142H157ZM190 141V142H189ZM58 142H61V144H62V146H61V148L60 149H57L56 147H55V145L58 143ZM160 142H162V143H164L165 145H166V143L169 145L170 143H168V141L167 142H165L164 141V139H161V141ZM193 142V143H192ZM37 143H39V147L37 148L36 147V144ZM186 144V145H185ZM171 146H173L172 144H171ZM191 146V147H190ZM214 146V147H213ZM218 146V147H217ZM87 147H88V145H87V143H85V145H84V148H83V151H85L86 153H87ZM93 147H94V151L89 155V154H86V156H85V162L83 163V164H72L73 165V167L74 168H70L71 166H69L68 165V162H66V164H67V167H69V169H67V168H65L66 167V165H65V167H64V169H67V170H64V169H62L61 170V172L62 171H70V172H68L69 173V175H68V173L66 174V173H64L63 172V174H65L64 176H63V181H64V184H66V186L68 185L67 183L72 179V181H71V183L73 182V180H74V182L76 181V183H78V185H79V187L81 186V188H90L93 184L95 185L97 182H98V180H102V184H101V186L99 187H97L96 189L94 188V191H93V196H95V197H97V196H100L101 195V197H103V200H105V201H107V205H108V208H109V210L112 208V207H116L118 210L120 209V207H121V205H123V204H126L128 201H129V199H130V197L132 196V194H133V192H136V190L137 189H139V188H142V187H135V188H133V189H129V187L131 186V184H129L130 182L127 180V179H125L124 180V178L123 179H118V176H117V178H116V175H117V164H114L112 167H108L106 170H104V171H99V170H96V169H94V164H95V162L93 163V164H91V165H89V164H87V160L88 159H90V158H92V157H95V156H99L100 155V153H99V150H100V148H96L95 147V145H93ZM190 147V148H189ZM198 147V148H197ZM216 147V148H215ZM223 145L222 144H219V142H213L212 144H211V146H210V151L212 152V150H214L215 149V151H213L214 152V154L213 155H215V154H218L220 151H221V149H223ZM49 148H51L52 149V152H48L47 150L49 149ZM172 148V147H171ZM185 148V149H184ZM213 148V149H212ZM199 149V150H198ZM203 151H202V150ZM193 152H192V151ZM190 151V152H189ZM217 152V153H216ZM3 153V154H2ZM192 154H190V156L192 155ZM212 154V153H211ZM13 157H12V156ZM44 155H48V157H49V160L48 161H45L44 159H42V157L44 156ZM4 156V157H3ZM185 156H187V157H190L189 156V154H186ZM9 157H10V159H11V157L14 159L13 160V162L15 161V162H17L18 160V162H17V164L20 166V168H18V167H16V168H14L13 166L11 167V165H10V163H9ZM33 157H35L36 159H33ZM19 158V159H18ZM20 158H22V159H20ZM29 158H30V160L31 161H34V163H36L34 166H37L35 169H32V170H30V169H28V170H24L23 169V165H25L26 163H27V161L29 162L30 160H29ZM17 159V160H16ZM24 161H25V163H24ZM21 162V163H20ZM41 163V164H40ZM42 164H45L47 167H45L44 165H42ZM38 165H39V169H38ZM41 165H42V167H41ZM42 168V169H41ZM110 169V170H109ZM238 169V170H237ZM237 170V172H239V173H237L236 174V176L239 174L240 176H241V174H243L244 175V177H237V178H241V179H243V180H237L236 179V177H235V182L233 181V183H232V187H234L235 188V186L236 185H238L237 184V181H239L240 182V186H238L239 188L241 187L242 188V186L243 187H247V185H248V183L250 184V182H247L248 181V179H247V177L248 178H250L249 176H252V175H250L248 172H250V170H248V169H243L242 167H236V168H234L232 171L234 172V174L236 173L235 171ZM239 170H243V173H242V171H239ZM256 170V169H255ZM72 171V172H71ZM251 172H253V169H252V171ZM255 172V171H254ZM253 172V173H254ZM71 173V174H70ZM76 173H79V175H75ZM245 173H247V175H245ZM252 173V174H253ZM258 175H257V174ZM255 174L258 176V177H260V178H258V179H260L261 180V177H262V181H263V177L264 176H262L261 175V173H259V172H255ZM255 174L253 175V176H255ZM71 175V176H70ZM249 175V176H248ZM260 175V176H259ZM11 176V177H10ZM70 176V177H69ZM72 177V178H71ZM74 177V178H73ZM218 177H220V178H218V180L216 179V180H212V181H210V185L211 184H215L216 183V181H217V183H216V185L218 184V182H221V183H224V184H226V185H228L229 184V180H230V177L228 178L227 176H223V177H221V176H218ZM4 178V179H3ZM69 178H70V180H69ZM255 178H256V180L257 181H259L258 179H257V177L255 176ZM67 179V180H66ZM229 179V180H228ZM244 179H246L245 180V182H244ZM14 180V181H13ZM97 180V181H96ZM66 181V182H65ZM95 181H96V183H95ZM244 182V183H242L243 185H241V182ZM257 181H254L255 183L253 184V182H252V184H250L251 186H248V189H249V187H252V185H254V187H255V185H257L256 183H257ZM73 182V184H72V186L75 184L76 186H77V184L76 183H74ZM30 183V184H29ZM91 183V184H90ZM93 183V184H92ZM234 183H235V185H234ZM247 183V184H246ZM259 183V182H258ZM35 184V185H34ZM81 184V185H80ZM89 184L91 185L90 187H89ZM214 184L213 185H211V187H213L214 186ZM230 184H231V181H230ZM229 184V185H230ZM30 185V186H29ZM215 185V186H216ZM221 185V184H220ZM220 185H217V187L218 186H220ZM261 185V184H260ZM264 185V183L262 182V185L260 186V187H256L255 189H257V191L256 190H253L254 189V187H253V189L251 188V189H249V190H251V192L250 191H248V192H250V194L247 192V188L245 187V188H242V189H239L241 192H243L244 193V191H245V193H247L248 195H251V193H252V190L255 192H253L254 193V196L256 197V198H260L261 196V194L263 193L262 192V190H261V192L260 191H258V190H260L261 189V187ZM32 186V187H31ZM213 187V188H217V187ZM258 186H259V184H258ZM5 187V188H4ZM37 187V188H36ZM74 187V186H73ZM237 187V188H238ZM32 189H34V190H32ZM36 189H37V191H36ZM244 189V191H242ZM247 189V190H246ZM55 190V191H54ZM57 191V192H56ZM34 192V193H33ZM55 194V195H54ZM40 196V197H39ZM57 196V197H56ZM251 198L253 197V195H251L250 196ZM42 198V199H41ZM45 198L46 199H48L47 201L45 200ZM99 198V197H98ZM250 198V199H251ZM249 199V200H250ZM252 199H254L253 201H255V198H252ZM44 200V201H43ZM102 200V199H101ZM46 201V202H45ZM41 202V203H40ZM21 205V206H20ZM50 205V206H49ZM67 205V206H66ZM20 206V207H19ZM22 206H24V207H22ZM14 207H16V208H14ZM24 209H22V208ZM52 207V208H51ZM69 207H70V209H69ZM133 207L136 209V212H134L132 215H125L123 218H122V221H123V219H125V218H127L128 216H135V215H138V214H141V213H145L146 211H147V208H145V209H143V210H138L137 209V206H135V201L133 202ZM21 208V209H20ZM130 208V207H129ZM28 209V210H27ZM131 209V208H130ZM12 210V211H11ZM55 210V211H54ZM75 210H77V212L75 211ZM123 210H125V209H123ZM11 211V212H10ZM19 211V212H18ZM17 212V213H16ZM6 213V214H5ZM15 213V214H14ZM21 215H20V214ZM53 213V214H52ZM69 213H71L70 215H69ZM4 214V215H3ZM116 214V213H115ZM20 217H19V216ZM53 215V216H52ZM69 215V216H68ZM17 219V220H16ZM77 219H79V220H77ZM11 222H10V221ZM54 220V221H53ZM18 221V222H17ZM30 221V222H29ZM75 221L78 223L79 222V224H77V223H75ZM8 222H10V223H8ZM15 222V225H13L12 223H14ZM51 222V223H50ZM84 222V223H83ZM8 223V224H7ZM21 223V224H20ZM66 225H65V224ZM69 224V225H68ZM75 224V225H74ZM4 225V226H3ZM30 225V226H29ZM24 226V227H23ZM44 226H45V228H44ZM73 226H74V228L76 227V226H78L77 228H73ZM79 226H80V228H79ZM21 227V228H20ZM49 227V228H48ZM41 228V229H40ZM47 228V229H46ZM43 229V230H42ZM79 229V230H78ZM4 230V231H3ZM45 230V231H44ZM49 230V231H48ZM73 230V231H72ZM80 230H82L83 231V233L80 231ZM48 231V232H47ZM68 231V232H67ZM78 232V233H76V234H74L75 232ZM17 232H18V234H17ZM46 232V233H45ZM69 232H71V236L69 235L70 233ZM72 232H73V235H72ZM97 232V235L95 234ZM7 233V234H6ZM21 233H23V235L21 234ZM30 233V234H29ZM20 234V235H19ZM24 234H25V236H24ZM42 234V235H41ZM84 234V235H83ZM4 235H6V236H4ZM17 235V236H16ZM94 235V236H93ZM96 235V236H95ZM21 236V237H20ZM101 236V235H100ZM4 237V238H3ZM26 237H28L29 238V240H27V242H25L24 240H26V239H28V238H26ZM40 237V238H39ZM81 237V238H80ZM98 238L99 237V239H97L96 240V238ZM15 238V239H14ZM25 238V239H24ZM10 239V240H9ZM31 239V240H30ZM3 240H5L6 242H7V244H8V246L9 247H11V248H6V247H8L6 244H5V241H4V243H3ZM8 240H9V242H11L10 243V245H9V243H8ZM20 240V241H19ZM82 240V241H81ZM99 240V241H98ZM19 241V242H18ZM68 241V242H67ZM75 241V242H74ZM77 241H79V242H77ZM15 242H16V244H15ZM22 242V244L24 243H26L25 244V246L26 247H24V248H26V249H28L29 248V250H31V251H28V250H24V248H23V246H24V244L23 245H21L20 243ZM62 242H64V243H62ZM72 242V243H71ZM19 243V244H18ZM68 243H70V244H68ZM80 243H82V244H80ZM37 244V245H36ZM55 244V245H54ZM63 244V245H62ZM6 245V246H5ZM21 245V246H20ZM35 246L36 245V247H35V250L33 249V246ZM39 245H41V246H39ZM4 246H5V249H4ZM27 246H28V248H27ZM21 247H22V249H21ZM55 247V248H54ZM60 248V249H59ZM9 249H11V251L9 250ZM32 249H33V251H34V254H31L30 252H33L32 251ZM7 250H9V251H7ZM2 251V252H1ZM4 251V252H3ZM25 251V252H24ZM6 252H9L8 254L6 253ZM22 252V253H21ZM24 252V253H23ZM28 252V253H27ZM28 255H27V254ZM30 253V254H29ZM37 253L39 254V255H37ZM3 254H4V257H6L3 261H2V257H3ZM23 254V255H22ZM36 254V255H35ZM15 255V256H14ZM25 256H26V258H25ZM36 256V257H35ZM38 256V257H37ZM53 256H55V257H53ZM8 257H9V259H8ZM18 258V260H16L17 258ZM98 257L100 258V259H103V257L105 258V254L104 253H101V254H97V258H95V260L97 259V264H104V263H100L99 261H98ZM25 258V259H24ZM50 258V259H49ZM8 259V260H7ZM11 259V260H10ZM28 262H27V261ZM3 263H2V262ZM59 261V262H58ZM7 262V263H6ZM94 263V261L93 262H91L90 264H93ZM70 264H72V262H70Z\"/></svg>", "mask_w": 264, "mask_h": 264}, {"label": "clouds", "instance_id": "9594fccd", "mask_svg": "<svg viewBox=\"0 0 264 264\" xmlns=\"http://www.w3.org/2000/svg\"><path fill=\"white\" fill-rule=\"evenodd\" d=\"M7 0H0V5L6 4ZM34 3V0H23L21 8L25 11ZM20 9L15 7H0V23L8 24L14 21L19 15ZM191 38L190 36L188 37ZM10 66V71L12 73L13 79L22 71H28V68L25 66L24 60L22 58H17L13 60L8 53H3L0 55V81L3 80L5 75L8 74ZM36 79V76H32L27 83L31 84L33 80ZM55 81V77H53ZM65 86V81H60V88H58L55 93H49L54 100H59L60 103L56 107L55 112L51 115L50 119L47 122V128L52 129L55 126L56 137L61 141H68L71 143L74 139V133L77 129L81 128V120L77 119L75 122L72 121L71 117L67 112H61L63 107H71L73 112L79 116L80 113L76 111L77 104L81 110L85 108L92 109L96 106V100L90 98L89 94L84 91V86L74 87L71 82L67 83V87L74 92L73 99H61L63 96L62 89ZM15 87L11 81L6 85L0 83V88L3 89V92L12 90V95L8 97L9 102L12 101V96L15 95ZM40 92L44 91V88L39 89ZM3 92H0V99L3 98ZM27 99V97H25ZM25 107V103L22 100L20 103L15 105L16 111H19ZM46 107L49 105H44V102L40 99H37L36 102L32 105L30 112L31 114L23 121V125L28 128L30 131L32 128H35V125L39 123L40 115L45 112ZM59 113V114H57ZM91 115V112L88 113ZM10 113L5 111L3 116H0V122L3 121L4 117H9ZM68 117V118H65ZM19 117H15V120H9V126L15 127L17 129L21 128V124L18 123ZM84 123H88V116L84 117ZM62 125V126H61ZM99 121L89 125L90 130L86 132L87 137H93L98 132ZM44 125H41L43 128ZM101 137L107 135L106 132L99 133ZM3 135V133H0ZM52 133H49L51 136ZM28 137L25 136L23 139L19 137L18 134H12L8 137L9 148L5 151L11 150V145L14 140H20V144L17 145V151H20L22 148L28 147ZM87 143V153L83 151L84 145ZM79 148L71 150L72 154L70 155V150L64 148L63 151H60L57 158L51 160L47 168L48 173H56L61 171L66 162L69 166L72 164H83L85 162L86 154H91L94 151L93 145L96 148H100V155L92 157L87 160V164L91 165L95 162L96 168L100 167L101 163L106 164L108 155H112L115 149L109 148L107 144L101 145V143L96 140L85 138V136H79ZM39 143L36 144L38 148ZM62 146L61 142H58L55 147L60 149ZM48 152H52V149L49 148ZM45 161L49 160L48 155L42 157ZM110 170V169H109ZM75 175H79L76 173ZM74 178V177H73ZM91 185L89 184V187ZM68 187H72L71 180L68 182ZM151 188L150 192H145L146 188ZM154 196L163 197L162 192L158 189L157 186L144 185L143 188L136 190V194L131 196L129 201L126 204L121 205L118 210L116 207L110 209L111 212L116 213L117 216H121L123 209L132 208L133 212L136 209L133 207V202L139 199L140 204L143 205L146 201L152 199ZM103 199V197H101ZM172 200L170 198H162L159 204L155 206H150L147 208L145 213H141L135 216H128L123 219L120 227L124 230L125 234L138 237L133 243V247L142 249L147 256L142 260V264H196L195 257L193 254V249L196 244L199 243V233L200 228L195 227L191 223H186L184 228H177L175 224V219L178 218L180 213L177 209L171 208L170 205ZM185 229L187 231H185ZM191 234V235H190ZM180 251H174V249L181 248Z\"/></svg>", "mask_w": 264, "mask_h": 264}]
</instances>
